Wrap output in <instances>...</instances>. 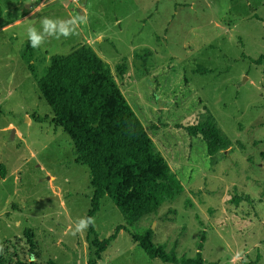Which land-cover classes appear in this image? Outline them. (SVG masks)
Masks as SVG:
<instances>
[{
  "label": "rangeland",
  "instance_id": "obj_1",
  "mask_svg": "<svg viewBox=\"0 0 264 264\" xmlns=\"http://www.w3.org/2000/svg\"><path fill=\"white\" fill-rule=\"evenodd\" d=\"M0 4V245L13 254L6 245L18 242L39 264H264V0ZM84 14L78 34L46 37L26 61L29 26ZM82 45L111 65L184 185L133 227L139 235L152 230L172 260L152 257L124 230L98 258L96 236L102 241L125 222L109 198L93 217L96 234L67 231L91 209L90 170L75 162L72 139L37 83L53 55ZM206 122L226 141L211 154L200 133Z\"/></svg>",
  "mask_w": 264,
  "mask_h": 264
},
{
  "label": "trees",
  "instance_id": "obj_2",
  "mask_svg": "<svg viewBox=\"0 0 264 264\" xmlns=\"http://www.w3.org/2000/svg\"><path fill=\"white\" fill-rule=\"evenodd\" d=\"M0 4V17L2 16ZM35 49L27 45L23 57L30 62ZM42 97L53 112L54 122L70 135L78 164L90 170L93 188L91 209L87 217H94L104 198L111 199L124 217L113 234L104 240L96 236L97 257L126 231L132 240L142 244L149 254L172 260L163 247H155L153 231L139 235L133 226L161 204L180 194L183 183L157 148L148 130L120 88L111 65L91 46L82 45L69 54H55L47 73L37 83ZM201 136L211 154L226 145L225 139L212 122L203 124ZM5 177V166L0 165ZM89 233L96 234L93 224ZM33 238L32 232L27 233ZM31 251L34 250L31 242ZM0 252V264H30L18 252V242H10ZM25 255V254H24ZM188 259L182 264H198ZM35 264H39L35 261ZM48 264H55L49 261Z\"/></svg>",
  "mask_w": 264,
  "mask_h": 264
},
{
  "label": "clouds",
  "instance_id": "obj_3",
  "mask_svg": "<svg viewBox=\"0 0 264 264\" xmlns=\"http://www.w3.org/2000/svg\"><path fill=\"white\" fill-rule=\"evenodd\" d=\"M39 9H34L31 15L35 16ZM87 23V15L70 16L68 19H56L51 17H42L40 20V29L35 26H29L26 29L27 39L30 46L34 49L40 48L44 43L46 37H54L56 39L69 38L78 34V29L81 25ZM94 224L92 217L79 218L75 224L74 229L69 227L68 232L72 236H76L79 233L86 231L90 225ZM3 251V246L0 245V252ZM36 256L33 254L29 257L30 264H35Z\"/></svg>",
  "mask_w": 264,
  "mask_h": 264
},
{
  "label": "crops",
  "instance_id": "obj_4",
  "mask_svg": "<svg viewBox=\"0 0 264 264\" xmlns=\"http://www.w3.org/2000/svg\"><path fill=\"white\" fill-rule=\"evenodd\" d=\"M157 210H158V209H157ZM154 211H155V210H154ZM154 211H153V212H154ZM150 214H151V213H150ZM150 214H148V215H146L145 217H143L141 220H139L137 223H135L134 226H135L136 224L140 223L142 220H144L146 223H148V221H149L148 219L150 218ZM152 225H153V224H152ZM134 226H133V227H134ZM153 226H154V225H153Z\"/></svg>",
  "mask_w": 264,
  "mask_h": 264
},
{
  "label": "water",
  "instance_id": "obj_5",
  "mask_svg": "<svg viewBox=\"0 0 264 264\" xmlns=\"http://www.w3.org/2000/svg\"><path fill=\"white\" fill-rule=\"evenodd\" d=\"M13 136H15V129L12 130Z\"/></svg>",
  "mask_w": 264,
  "mask_h": 264
}]
</instances>
